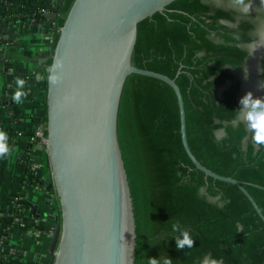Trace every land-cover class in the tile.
I'll return each instance as SVG.
<instances>
[{
	"label": "trees",
	"instance_id": "obj_1",
	"mask_svg": "<svg viewBox=\"0 0 264 264\" xmlns=\"http://www.w3.org/2000/svg\"><path fill=\"white\" fill-rule=\"evenodd\" d=\"M50 1L0 0V13L20 12L16 18L23 22L39 6L54 11L56 4ZM64 4L54 21L52 49ZM41 19L37 14V23ZM255 27L253 16L238 19L235 10L206 0H173L139 22L132 62L175 78L183 94L192 151L212 170L241 181L264 213V147L245 139L248 131L238 114L241 80L229 71L246 60L245 44L253 40ZM261 62L264 77V57ZM43 75L46 112L44 64ZM120 114L140 188L141 264L150 258L200 264L209 254L223 264H264V220L237 184L206 174L190 158L173 86L155 76L130 73ZM14 129L0 127L7 134ZM55 202L56 213L58 199ZM174 223L190 231L194 247L177 250Z\"/></svg>",
	"mask_w": 264,
	"mask_h": 264
},
{
	"label": "water",
	"instance_id": "obj_2",
	"mask_svg": "<svg viewBox=\"0 0 264 264\" xmlns=\"http://www.w3.org/2000/svg\"><path fill=\"white\" fill-rule=\"evenodd\" d=\"M173 0H65L46 72L43 137L59 210L49 252L51 264H141L140 188L120 101L132 72L167 81L176 91L184 147L206 174L237 184L264 220L259 204L237 178L203 164L192 151L183 94L175 78L135 65L138 24ZM56 9L49 14L55 21ZM57 60L62 79L47 69Z\"/></svg>",
	"mask_w": 264,
	"mask_h": 264
},
{
	"label": "crops",
	"instance_id": "obj_3",
	"mask_svg": "<svg viewBox=\"0 0 264 264\" xmlns=\"http://www.w3.org/2000/svg\"><path fill=\"white\" fill-rule=\"evenodd\" d=\"M44 25L49 23L45 21ZM39 28V23L32 20H0V127L13 126L15 131L21 132L8 143L12 155L0 159V253H5L3 264H51L53 259L49 250L56 224L51 211L56 210V200L49 188L41 186L50 180L46 176L47 166L39 169L37 176L26 163V153L35 131L43 127L42 57L49 54L53 40L52 35ZM18 80L23 81L22 86L18 85ZM17 91L25 94L22 103L13 100ZM17 201L24 202L25 209L19 215H11L8 210ZM8 225L11 232L4 243L3 232Z\"/></svg>",
	"mask_w": 264,
	"mask_h": 264
},
{
	"label": "clouds",
	"instance_id": "obj_4",
	"mask_svg": "<svg viewBox=\"0 0 264 264\" xmlns=\"http://www.w3.org/2000/svg\"><path fill=\"white\" fill-rule=\"evenodd\" d=\"M232 5L239 7V10L247 14L251 9V4L246 3V0H231ZM238 38V37H236ZM57 69H63V63L57 60L48 69V80L53 84L60 83L62 77ZM18 85L23 84V81L18 80ZM259 90H264V81H260L258 84ZM25 94L21 91H17L13 100L16 103H22ZM238 114L243 120L246 130L250 132L252 142L264 147V97H256L252 92H248L239 100ZM12 155V149L8 144V135L6 132L0 130V159L10 157ZM172 231L179 233L175 236V243L177 250H184L185 248L191 249L194 247V239L191 237L190 231L181 227L179 223L172 225ZM148 264H172L171 258H150ZM200 264H223L222 260H217L209 255L205 256Z\"/></svg>",
	"mask_w": 264,
	"mask_h": 264
},
{
	"label": "rangeland",
	"instance_id": "obj_5",
	"mask_svg": "<svg viewBox=\"0 0 264 264\" xmlns=\"http://www.w3.org/2000/svg\"><path fill=\"white\" fill-rule=\"evenodd\" d=\"M213 6H221L233 9L237 12L238 19H243L247 16H253L256 21V27L253 31L254 38L251 42L246 43L245 47L249 50V56L243 64L235 67H229V71L238 79H240L239 91L242 95L252 92L256 97H264V90H259L258 84L261 81L259 77V55L264 47V0H246V3L251 4L249 13L244 14L239 10V7L232 5L231 0H206ZM222 129L217 130V134L221 135ZM251 133L246 137V140L251 139Z\"/></svg>",
	"mask_w": 264,
	"mask_h": 264
},
{
	"label": "built area",
	"instance_id": "obj_6",
	"mask_svg": "<svg viewBox=\"0 0 264 264\" xmlns=\"http://www.w3.org/2000/svg\"><path fill=\"white\" fill-rule=\"evenodd\" d=\"M4 2H8V0H4ZM59 2V0H51L50 3L51 5H57ZM53 12L52 7L50 6H39L38 8L30 11L28 13V18L27 20H32L33 22H37V14H41L42 19L38 22L39 23V27L43 30L42 32L45 34H49V35H54V31H55V25H54V21H51L49 18V14ZM19 14H21L20 12H6V14H1L0 13V20H17L18 22H21L20 19H17L16 16H19ZM48 22L49 25L45 26L44 22ZM39 28V30H40ZM4 126V125H3ZM6 127H9L8 125H5ZM15 131V130H14ZM39 131V128L35 131L34 134V138L33 141L31 143V146L28 147L27 153H26V163L29 166V169L31 171H33L35 173V175H39V169L41 168H45V165L47 166V170L50 171V164H49V160L47 158V152H46V148H43L42 145L45 144V139L43 137L36 139L37 133ZM21 132L19 131H15L12 134H7L8 135V143L12 142L13 140H15V138H17L20 135ZM42 171V170H41ZM40 174H42L40 172ZM37 183L39 182L38 177H36L35 180ZM42 181L44 182L45 180L42 179ZM50 185V187H49ZM41 186L43 187H47L50 189L53 198L58 199L57 198V193L55 191V188L53 187V184L51 183V181L47 180L45 181ZM24 202H13L9 208V212L11 215H19L21 212H23L24 210ZM52 216L55 215V209H53V211H51ZM16 219L14 218V221ZM11 232V226L8 225L4 228V232H3V242L4 240H7L9 238ZM0 264L2 263V260L0 261Z\"/></svg>",
	"mask_w": 264,
	"mask_h": 264
},
{
	"label": "flooded vegetation",
	"instance_id": "obj_7",
	"mask_svg": "<svg viewBox=\"0 0 264 264\" xmlns=\"http://www.w3.org/2000/svg\"><path fill=\"white\" fill-rule=\"evenodd\" d=\"M251 42V41H250ZM248 56H249V54H248ZM247 56V57H248ZM264 57V47H263V49H262V51H261V53H260V55H259V66H258V72L257 73H259V77L261 78V81H264V77L261 75V73H262V71H263V66H262V62H261V60H262V58ZM247 59V58H246ZM230 83V80H228V82H227V85ZM241 94V93H240ZM242 95V94H241ZM242 96H244V95H242ZM239 118H240V116H239ZM241 119V118H240ZM248 135H249V132H248ZM247 135V136H248ZM246 136V137H247ZM246 139V138H245Z\"/></svg>",
	"mask_w": 264,
	"mask_h": 264
}]
</instances>
